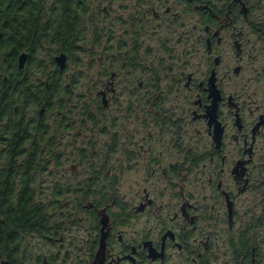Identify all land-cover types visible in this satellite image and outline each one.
<instances>
[{
  "label": "flooded vegetation",
  "instance_id": "obj_1",
  "mask_svg": "<svg viewBox=\"0 0 264 264\" xmlns=\"http://www.w3.org/2000/svg\"><path fill=\"white\" fill-rule=\"evenodd\" d=\"M70 1L43 62L61 108L35 115L58 125L57 208L15 258L264 264V0Z\"/></svg>",
  "mask_w": 264,
  "mask_h": 264
},
{
  "label": "trees",
  "instance_id": "obj_2",
  "mask_svg": "<svg viewBox=\"0 0 264 264\" xmlns=\"http://www.w3.org/2000/svg\"><path fill=\"white\" fill-rule=\"evenodd\" d=\"M64 1V9L70 10L72 2ZM58 3L0 0V262L4 264H22L19 257L26 238L45 233L48 207L57 208L53 198L45 197L43 178L49 165L59 166L58 151L50 150L57 143L58 125L46 129L44 118L35 115L46 105L56 117L65 90L58 69L47 70L44 64L45 43L51 48L59 44L57 17L63 10ZM44 14L51 18L50 27L41 18ZM23 51L28 53L26 63L35 61V67L26 63L18 67Z\"/></svg>",
  "mask_w": 264,
  "mask_h": 264
},
{
  "label": "rangeland",
  "instance_id": "obj_3",
  "mask_svg": "<svg viewBox=\"0 0 264 264\" xmlns=\"http://www.w3.org/2000/svg\"><path fill=\"white\" fill-rule=\"evenodd\" d=\"M45 57V56H44ZM89 73H90V71H87L85 74H86V77L84 78V83L86 84V83H89V81H88V75H89ZM86 87L87 86H84V88L83 87H80V88H78L77 89V91L75 90V92H86L87 90H86ZM74 92V93H75ZM112 112H114V109L112 110V108L110 109V113H112ZM106 113H109V111H107ZM70 164H71V162H65L64 163V166L63 167H60L62 170H64V171H67L68 173H70ZM28 240L33 244V249L32 250H37V246H39V245H37V242L36 241H34V240H31L30 238H28ZM27 240V241H28ZM33 253H34V251H33Z\"/></svg>",
  "mask_w": 264,
  "mask_h": 264
},
{
  "label": "water",
  "instance_id": "obj_4",
  "mask_svg": "<svg viewBox=\"0 0 264 264\" xmlns=\"http://www.w3.org/2000/svg\"><path fill=\"white\" fill-rule=\"evenodd\" d=\"M27 58V54L26 53H21L18 57V67L21 69L23 67V64L25 63V60ZM55 61L57 63V65L59 66V68H62L64 66V56L63 55H58L55 58ZM40 112H42V109L40 110ZM0 264H4L3 262H1Z\"/></svg>",
  "mask_w": 264,
  "mask_h": 264
}]
</instances>
